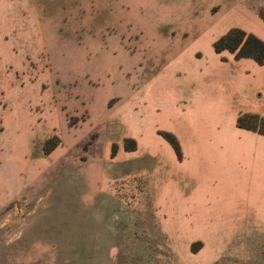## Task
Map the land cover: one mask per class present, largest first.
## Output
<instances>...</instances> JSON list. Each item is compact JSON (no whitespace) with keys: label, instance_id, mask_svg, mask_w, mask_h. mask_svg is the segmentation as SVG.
<instances>
[{"label":"rangeland","instance_id":"1","mask_svg":"<svg viewBox=\"0 0 264 264\" xmlns=\"http://www.w3.org/2000/svg\"><path fill=\"white\" fill-rule=\"evenodd\" d=\"M264 0H0V264H264Z\"/></svg>","mask_w":264,"mask_h":264},{"label":"trees","instance_id":"2","mask_svg":"<svg viewBox=\"0 0 264 264\" xmlns=\"http://www.w3.org/2000/svg\"><path fill=\"white\" fill-rule=\"evenodd\" d=\"M264 19V15L262 16ZM217 52L225 49L235 53L236 57H248L256 62L264 63V42L253 34L244 30L233 29L215 43Z\"/></svg>","mask_w":264,"mask_h":264}]
</instances>
